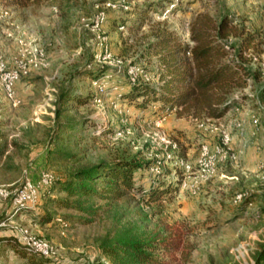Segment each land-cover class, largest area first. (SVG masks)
I'll return each mask as SVG.
<instances>
[{
	"label": "rangeland",
	"instance_id": "rangeland-1",
	"mask_svg": "<svg viewBox=\"0 0 264 264\" xmlns=\"http://www.w3.org/2000/svg\"><path fill=\"white\" fill-rule=\"evenodd\" d=\"M146 1L155 9L137 32L110 23L131 10L123 0H41L23 13L9 11L1 24L0 56L9 67L23 48L19 42L40 48L43 66L18 81L13 100L0 87V185L14 190L24 179L36 182L41 172L52 174L54 183L77 167L133 158L147 163L134 175L142 188L161 183L171 192L153 202L136 189L109 204L89 199V212L51 204L45 209L42 194L52 185L31 209L15 212L9 201L1 202L0 264H25L14 248L21 245L13 225L50 242L58 264H114L104 241L142 239L164 224L187 230L193 248L188 264H253L264 245V0ZM100 13L104 20L95 28ZM204 13L216 20L229 14L256 37L245 66L258 78L249 77L236 91L237 105L220 119L197 120L152 102L138 107L122 101L129 83L158 85L157 59L145 56L156 33L172 32L186 44L193 19ZM131 68L139 69L134 81ZM64 90L91 98L82 105L62 101ZM57 150L73 156L63 158ZM51 198L65 196L55 191ZM49 212L52 219L45 222Z\"/></svg>",
	"mask_w": 264,
	"mask_h": 264
},
{
	"label": "trees",
	"instance_id": "trees-1",
	"mask_svg": "<svg viewBox=\"0 0 264 264\" xmlns=\"http://www.w3.org/2000/svg\"><path fill=\"white\" fill-rule=\"evenodd\" d=\"M136 1L139 0H123L122 3L131 7V10L125 12L126 18L112 19L110 23L115 27L126 26L131 32L148 25V13L154 11L155 4L146 0ZM132 2L136 3L132 5ZM0 3L17 10L37 6L41 0H0ZM255 41V35L233 24L229 14H224L220 20L207 13L198 14L191 23L186 44L179 43L172 32H157L145 56L157 59L158 85L129 83L126 85L127 90L121 93L122 101L138 107H145L152 102L162 110L175 108L178 117L220 119L237 105L233 96L238 89L247 86L248 78H258V74L245 66L249 61L245 54L255 48ZM88 98L91 96H81L68 90L60 95L62 101H72L78 105L89 101ZM60 112L59 107L55 111L56 119ZM53 123L58 122L53 120ZM82 124H85V120ZM67 129L75 131L73 126H67ZM12 143L14 147L18 146L16 141ZM57 151L59 156L66 159L73 156L63 150ZM146 167L147 163L133 158L113 164L77 167L67 177L56 178L42 194L48 201L44 207L49 209L48 204H51L59 209L89 212L91 208H84L87 200L96 199L109 204L122 199L125 192L131 189L145 194L148 202L170 194V186L161 183L150 185L146 191L136 182L134 175ZM55 191L63 193L65 198H51ZM44 215L45 222L52 219L50 212ZM187 235V230L180 226L164 224L158 231L142 239L124 237L114 242L106 240L102 249L114 264H188L193 248L186 241ZM6 242L10 246L16 245L11 239ZM14 248L25 264H58L54 258L40 257L22 246ZM253 258V264H264V245Z\"/></svg>",
	"mask_w": 264,
	"mask_h": 264
},
{
	"label": "built area",
	"instance_id": "built-area-1",
	"mask_svg": "<svg viewBox=\"0 0 264 264\" xmlns=\"http://www.w3.org/2000/svg\"><path fill=\"white\" fill-rule=\"evenodd\" d=\"M9 17V10L0 5V26ZM103 20V13L98 14L93 27H99ZM6 36L12 38L11 33H7ZM97 38L99 43L104 42L103 38H100L99 36H97ZM19 44H21L23 48L19 50L16 58H14L12 67H9L7 62L0 56V87L10 100H13L14 98L15 84L21 78H25L29 74L30 69L36 70L43 66V53L40 48L33 43L27 45L19 42ZM129 74L131 80L134 81L139 75V69L131 68ZM92 85L96 87L98 93H102L103 88L98 82H93ZM97 102H100V100H97ZM253 124L257 125V120L253 121ZM227 141L228 138L225 136L224 143L226 144ZM235 157L234 154L231 155L232 160H235ZM53 180L54 178L52 174L49 172H41L36 182L24 179L20 186L14 190H11L10 187L0 185V203L9 201L11 208L15 212L24 209H31L38 203L42 190L51 186ZM0 225H4V223ZM11 228L14 233H16L18 243L28 251L46 259H52L55 257L56 250L47 240L34 236L30 230L22 226L13 225Z\"/></svg>",
	"mask_w": 264,
	"mask_h": 264
},
{
	"label": "crops",
	"instance_id": "crops-1",
	"mask_svg": "<svg viewBox=\"0 0 264 264\" xmlns=\"http://www.w3.org/2000/svg\"><path fill=\"white\" fill-rule=\"evenodd\" d=\"M29 7H31V6H29ZM33 7V6H32ZM28 7H26V8H22V9H17V10H13L12 8L9 10V11H12L13 13H23V11H25L26 9H27ZM0 46H2V41L0 40ZM18 84H19V82H17L16 84H15V88H16V86H18Z\"/></svg>",
	"mask_w": 264,
	"mask_h": 264
}]
</instances>
